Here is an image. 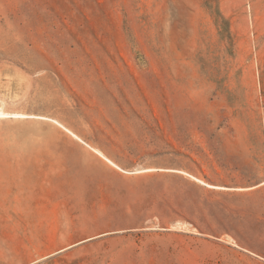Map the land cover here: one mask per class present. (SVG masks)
Segmentation results:
<instances>
[{
  "label": "rangeland",
  "instance_id": "obj_1",
  "mask_svg": "<svg viewBox=\"0 0 264 264\" xmlns=\"http://www.w3.org/2000/svg\"><path fill=\"white\" fill-rule=\"evenodd\" d=\"M0 110V264H264V0H0Z\"/></svg>",
  "mask_w": 264,
  "mask_h": 264
},
{
  "label": "bare ground",
  "instance_id": "obj_2",
  "mask_svg": "<svg viewBox=\"0 0 264 264\" xmlns=\"http://www.w3.org/2000/svg\"><path fill=\"white\" fill-rule=\"evenodd\" d=\"M7 114L3 111L0 110V116H6ZM20 115V114H19ZM13 116V115H12ZM18 115H15V117H17ZM108 161L113 164L115 167L119 168L120 170H122L118 165H116L114 162H112L111 160L108 159ZM151 169H144V170H134L133 172L130 171V173H140L143 171H149ZM203 183V182H202ZM205 184V183H204ZM207 185V184H206ZM212 187V186H211ZM214 187V186H213Z\"/></svg>",
  "mask_w": 264,
  "mask_h": 264
}]
</instances>
